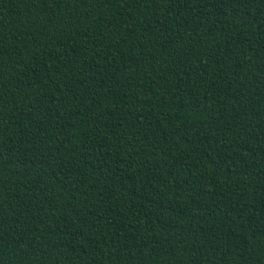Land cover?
Wrapping results in <instances>:
<instances>
[{
	"label": "trees",
	"instance_id": "16d2710c",
	"mask_svg": "<svg viewBox=\"0 0 264 264\" xmlns=\"http://www.w3.org/2000/svg\"><path fill=\"white\" fill-rule=\"evenodd\" d=\"M0 264H264V0H0Z\"/></svg>",
	"mask_w": 264,
	"mask_h": 264
}]
</instances>
